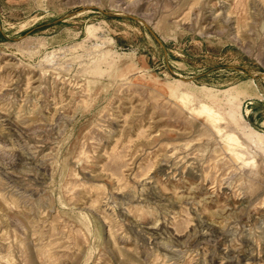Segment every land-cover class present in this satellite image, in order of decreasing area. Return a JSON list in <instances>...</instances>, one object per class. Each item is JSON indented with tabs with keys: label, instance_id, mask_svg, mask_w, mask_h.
<instances>
[{
	"label": "rangeland",
	"instance_id": "rangeland-1",
	"mask_svg": "<svg viewBox=\"0 0 264 264\" xmlns=\"http://www.w3.org/2000/svg\"><path fill=\"white\" fill-rule=\"evenodd\" d=\"M233 99L264 134V0H0V264H264Z\"/></svg>",
	"mask_w": 264,
	"mask_h": 264
},
{
	"label": "bare ground",
	"instance_id": "bare-ground-1",
	"mask_svg": "<svg viewBox=\"0 0 264 264\" xmlns=\"http://www.w3.org/2000/svg\"><path fill=\"white\" fill-rule=\"evenodd\" d=\"M225 92H227V91H225ZM223 93H224V91H223ZM216 99H218V98L217 97L215 98V100H214L215 102H216ZM225 105H226V107L224 106L221 110H219L221 106L219 107L217 105V103H215V105H213V106H208V104H207V106L206 105H203L202 109H203L204 112H206L208 114L209 120L211 122H213V123L214 122H217L218 120H222V119L223 120H226L227 119L228 121L230 120L233 123L235 122V123H238L239 124V126H240V128H239L240 134H242L244 136L243 140L245 139L246 142H242L241 143L239 141V137H238V135H236V133L238 134V132L237 131L235 132V130L231 126L226 127L228 130H227L226 138H225L226 139V142L229 145L236 146V147L233 148V150L235 152H237V155L241 157L242 150H241L240 147L243 144H252V145H255V146H258V147H262L263 144H264V134H261L258 131L254 130L253 128H251L245 121L244 122L241 121V118L238 115L239 114L238 113L239 112L238 110H240L239 109L240 108V102H236V100L233 99V100L228 101V103L225 104ZM219 111H220V113L222 115L220 113H218ZM220 115L221 116L224 115V117L221 118ZM230 121H229V123H230ZM229 123H227V124H229ZM235 123H234V125H235Z\"/></svg>",
	"mask_w": 264,
	"mask_h": 264
}]
</instances>
